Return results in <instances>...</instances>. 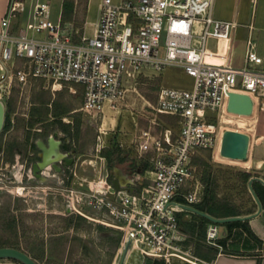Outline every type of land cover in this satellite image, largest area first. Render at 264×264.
<instances>
[{
    "label": "built area",
    "instance_id": "2783aa9c",
    "mask_svg": "<svg viewBox=\"0 0 264 264\" xmlns=\"http://www.w3.org/2000/svg\"><path fill=\"white\" fill-rule=\"evenodd\" d=\"M213 3L98 0L89 35L84 33V24L78 26L80 31L72 29L60 14L52 22L50 0H7L0 17L3 102L14 83L40 79L50 81L52 88L55 83L76 84L81 88L77 110L95 120L105 114V108H116L127 91L138 92L141 76L155 74L167 65L191 76L189 86L161 84L152 105L156 113L176 119V131L166 126L154 132L158 122L151 117L131 134L136 155L147 161V167L119 175V188L107 170L85 179L81 191L63 186L67 191L63 213H78L117 230L118 248L122 252L129 242L126 256L134 254L137 264L189 260L185 245L189 235L179 215L198 213L193 203L201 198L202 184L194 172L193 154L217 145L232 92L246 93L264 108V71L254 66L261 56L248 38L244 64L232 63L234 23L215 17ZM208 37L214 38L213 49L206 44ZM100 132L104 131H99L98 145L105 146ZM59 140L55 139L57 145ZM60 154L67 156V151ZM38 172L53 174L49 163ZM81 203L95 216L82 211ZM208 220L205 241L216 244L220 222Z\"/></svg>",
    "mask_w": 264,
    "mask_h": 264
},
{
    "label": "rangeland",
    "instance_id": "374dc122",
    "mask_svg": "<svg viewBox=\"0 0 264 264\" xmlns=\"http://www.w3.org/2000/svg\"><path fill=\"white\" fill-rule=\"evenodd\" d=\"M97 1L73 0L71 14L64 20L65 23L80 31L78 26L83 25L86 2V16H92L97 13ZM216 2L214 0V6ZM59 14L60 0H50L49 19L55 22ZM17 21L18 18L14 23ZM90 32L91 24L86 22L84 33L89 35ZM213 42L214 38L208 37L206 44L213 48ZM191 82V76L181 68L167 65L155 74L139 77L136 84L138 92L127 91L126 98L116 108L107 107L105 114L99 115L95 120L77 110L81 101L79 85L55 83L52 88L50 81L45 83L40 79L23 85L14 83L8 95L11 104L9 126L0 128V245L24 250L37 264H119L121 249L114 247L109 238V227L103 224L99 227L100 223L78 213H63V193L67 192L64 187L81 191L84 189L85 179L98 172L107 170L110 173L115 166L127 171L131 170L132 161L139 164L141 159L123 139L130 136L136 126L147 125L148 118L151 117H155L158 122L154 126V132L159 133L166 126H171L176 131V119L167 113H156L152 105L156 102L157 90L161 84L189 86ZM44 105H47L48 112L39 116L37 111ZM64 109L66 111L51 116L52 111ZM255 125V131H259L260 122ZM222 126L252 131L249 119L237 120V116L233 114L224 115ZM35 128L42 135L50 130L59 131L74 143L75 162L70 165V171L66 168L59 174L42 173L47 178L42 180L30 176L25 160ZM100 130L104 131L100 132V136L103 137L105 146H117L120 152H125L123 160L116 159L110 165L104 156L99 155V150L105 147L98 145ZM12 146L17 150L11 154ZM215 147L197 150L192 157L195 175L200 179L205 178L202 190L205 186L214 189L217 205L221 208H233L241 212L252 209L253 197L244 173H252L253 168L219 161L214 156ZM63 175L66 177L64 187L60 185ZM18 188L20 192L17 191ZM80 205L82 211L95 216L90 207L82 203ZM76 215L83 218L78 219ZM203 232V227L198 223L193 235L203 241ZM191 239L194 240L189 238L187 245L195 248ZM188 249L189 260L173 258L171 264L196 260L193 249ZM134 257L131 254V261L127 264L137 263Z\"/></svg>",
    "mask_w": 264,
    "mask_h": 264
},
{
    "label": "crops",
    "instance_id": "0c3cea01",
    "mask_svg": "<svg viewBox=\"0 0 264 264\" xmlns=\"http://www.w3.org/2000/svg\"><path fill=\"white\" fill-rule=\"evenodd\" d=\"M6 3L7 0H0V17L5 10ZM86 11L87 2L83 24L86 22L91 24L97 17L98 7L95 15L86 16ZM213 14L219 19L229 20L234 23L231 32L232 63L235 65L244 64V57L248 48L247 39L250 38L253 43V49L261 56V61L254 64V66L264 71V0H217L216 6L213 3ZM253 105L254 112L252 113L251 111L252 114L250 113L251 116L249 118L252 123V131L250 129L241 130L248 133L250 137L252 136V142L248 147L245 159L250 160L248 166L253 168L251 177L259 176L264 180V108H260L259 103L256 101H253ZM256 122H260L261 129L259 131H255ZM50 134L51 130L45 132L43 135L37 136H43L46 142L39 137L38 139L44 145H47V138ZM57 134L61 135L62 133L57 131ZM130 138L131 135L124 138L123 142L131 146L136 154V148L131 144ZM37 140L35 139L36 142ZM40 150L42 151V149ZM137 170H139L138 167ZM113 172L121 176L123 173L130 172V170L123 171L120 168L119 170L112 168L110 170L112 176L114 174ZM253 180L261 182L258 179ZM261 183L264 184L263 182ZM252 197V209L246 212L235 210L227 214L248 215L245 219H238L242 221L241 224H235L229 228L227 225L224 227L223 223L225 222H220V237L216 240V244L206 242L205 233L203 241L202 239L200 241L199 238L194 237L193 234L187 233L189 235L188 240L189 238H194V240L191 239V243H195V248H192V245H187L188 240L185 242V245L193 249L196 260H191L188 263L177 261L175 264H264V202L262 203L259 200L261 204L259 208L256 199L253 195ZM190 217V214L185 215L186 219H190ZM0 264H18V261L10 258H0Z\"/></svg>",
    "mask_w": 264,
    "mask_h": 264
},
{
    "label": "trees",
    "instance_id": "16d2710c",
    "mask_svg": "<svg viewBox=\"0 0 264 264\" xmlns=\"http://www.w3.org/2000/svg\"><path fill=\"white\" fill-rule=\"evenodd\" d=\"M72 8H73V0H62L61 1L60 18L62 21L69 18L71 11H72ZM4 104H5V110H4V119H3L2 127L6 128L9 126V112L11 111V104L9 101V97L5 100ZM46 106L41 107V109L37 111V114H39V116H43V115H45V113L47 114L48 111H47ZM64 111H66V109L52 111L51 116H56V115H58ZM30 144H33V143L30 142ZM64 148L66 149L67 145ZM16 150H17L16 147H13V146L10 147V153L11 154ZM124 154H125V152H120V148L117 146L116 147L105 146L99 150V155L104 156L110 165H113L114 162L116 161V159H119V161L123 160ZM147 165H148V163L144 159H141V162L139 164H136V163H134V161H132L131 162V170H134L137 167H140L142 170L145 167H147ZM244 177L246 180L247 179L249 180V178L251 177V173L248 171L245 172ZM200 181L202 184V182H205V178L204 177L201 178ZM251 186H252L253 191L256 194L258 200H260L263 203L264 202V184H262L261 182H259L257 180H252ZM217 204H218V201H217L216 195L214 193V189H212V188L210 189L207 186H205L203 190L201 189V198L197 202L193 203V205L197 209L208 212L214 216H227V214L229 212L235 211V209H233V208H226V207L221 208ZM76 217L78 219L83 218L81 215H76ZM179 221H180V225L183 228V230H185L189 234H194L195 227L199 223V225H201L203 227V230H204L203 237H204V233L206 230V223L209 220L205 216H203L199 213H191L190 219H186L185 217H183L182 214H180L179 215ZM241 223H242V221H240V220H231V221H226L224 224H226L230 228L232 225L241 224ZM98 226L101 227V224H98ZM245 227H246V225H245ZM109 230L111 233V235H109V238L112 240L114 247H116L119 244L120 233L113 228H109ZM187 240H188V237L185 240V242Z\"/></svg>",
    "mask_w": 264,
    "mask_h": 264
},
{
    "label": "water",
    "instance_id": "95a60500",
    "mask_svg": "<svg viewBox=\"0 0 264 264\" xmlns=\"http://www.w3.org/2000/svg\"><path fill=\"white\" fill-rule=\"evenodd\" d=\"M252 105H253V100L248 94L241 93V92L231 93L230 98H229V103H228V108L230 110L250 114L252 111ZM4 110H5V104L0 99V128L2 127V124H3ZM51 135L52 136L55 135V132H53ZM223 136L225 138L223 151L225 152L226 155L231 156V157H239V158L246 157L247 150H248V136H249L246 132L239 131V130H233V129H226L224 131ZM55 148L57 149V143L55 144ZM40 149H42V147H40ZM58 152L60 154L59 150ZM60 157L64 160L66 165H69L71 163L72 157H66L61 154H60ZM56 161L57 160H48L45 162V164L49 163L50 166H52L55 170H58L59 165L56 163ZM37 164L39 165L38 169L40 170V168L42 167L40 165V161L37 162ZM33 165H35V163H33ZM117 169L119 170V168L115 166L114 170H117ZM33 172H35L34 174L37 176L40 174L39 172L35 170H33ZM118 178H119V175L114 173V176L111 179L113 185L116 188H119ZM253 179H258L263 183H264V180L259 176H252L248 180L249 189L252 195L254 196V198L256 199L259 205V208H260L261 204L251 186V182ZM195 211L205 216L206 218L216 221V222H226V221H231V220L245 219L248 217V215L246 214L245 215L235 214V215H227V216H214L200 209H195ZM128 245H129V242H126L122 249L119 264H123V261L127 254ZM0 258H10V259L20 262L21 264H37L36 261L24 250L17 248L15 246H10V245H0Z\"/></svg>",
    "mask_w": 264,
    "mask_h": 264
},
{
    "label": "flooded vegetation",
    "instance_id": "af4514ba",
    "mask_svg": "<svg viewBox=\"0 0 264 264\" xmlns=\"http://www.w3.org/2000/svg\"><path fill=\"white\" fill-rule=\"evenodd\" d=\"M38 128H35V134L33 138L30 139V142H32L33 144L29 145V151L27 152V158L25 160V165L27 166V168H29V172H30V176L34 177L35 179H47L44 175H42V173L44 174V172H40V174L37 176L35 175L33 172V170L35 171H39V165L37 164L38 161H40V164L43 163L45 164L46 161H48L51 158H55V154L54 153H58L59 151H67V156L66 157H72L71 159V163L69 165H66L64 160H58L56 161V163L59 165V169L55 170L52 166H51V172L53 173H63L64 170L67 168L69 169V171L71 170L69 167L70 165L74 164L75 160H74V151H75V145L74 143H72L70 141V139L68 138L67 135L65 134H61L58 135L57 131L53 130L51 131V134L53 132H55V135L53 136H49L47 138L48 144L44 145L43 142L41 140H43L44 142H46V140L44 139L43 136H37V135H42L38 132ZM38 137L41 139H38ZM60 138L59 143L57 145L58 150L55 148V144L56 141L55 139ZM35 139H38L37 142L35 141ZM49 144H54L52 146V148L49 146ZM43 147L42 151L40 150L39 146ZM67 145V148L65 149L64 147ZM48 147H50V151H48ZM45 148V149H44ZM42 156V157H41ZM42 159V160H41ZM33 163H35V165H33ZM43 167V165H41ZM64 175L63 177H61L60 179V185L64 186ZM58 182V181H57Z\"/></svg>",
    "mask_w": 264,
    "mask_h": 264
},
{
    "label": "bare ground",
    "instance_id": "6f19581e",
    "mask_svg": "<svg viewBox=\"0 0 264 264\" xmlns=\"http://www.w3.org/2000/svg\"><path fill=\"white\" fill-rule=\"evenodd\" d=\"M254 105H252V109H253ZM254 112V109L252 110V113ZM251 113V114H252ZM225 114H233L235 116H237V120L238 119H249L250 118V114L249 113H242V112H238V111H234V110H228L227 113ZM222 116V120L224 119V115ZM229 129L227 128L226 126H222V123H221V135L219 136V140H218V143L215 147V150H214V156L219 160V161H222V162H227V163H239L243 166H248L250 164V160L249 159H245V158H239V157H231V156H228L225 154V152L223 151V147H224V143H225V138L223 136L224 134V131L226 129ZM233 130H238L236 128H232ZM240 131V130H239ZM248 134V133H247ZM249 135V134H248ZM252 142V136L250 137V135L248 136V147L250 146ZM54 144H49V146L52 148ZM55 146V145H54ZM50 147H48V151H50ZM43 148V147H42ZM45 149V148H44ZM55 154V158H51L49 160H58L59 157H60V154L59 152L58 153H54ZM40 165H44L43 163H41ZM18 192H20V188L17 189ZM131 261V255L129 254L128 256H126L123 264H127Z\"/></svg>",
    "mask_w": 264,
    "mask_h": 264
}]
</instances>
